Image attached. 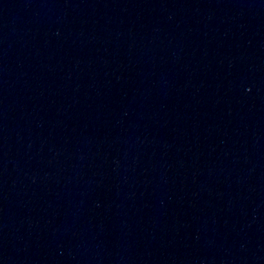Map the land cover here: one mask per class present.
<instances>
[{
	"label": "water",
	"instance_id": "obj_1",
	"mask_svg": "<svg viewBox=\"0 0 264 264\" xmlns=\"http://www.w3.org/2000/svg\"><path fill=\"white\" fill-rule=\"evenodd\" d=\"M0 264H264V0H0Z\"/></svg>",
	"mask_w": 264,
	"mask_h": 264
}]
</instances>
